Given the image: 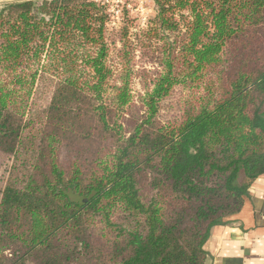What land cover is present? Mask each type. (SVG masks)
I'll use <instances>...</instances> for the list:
<instances>
[{
	"label": "trees",
	"instance_id": "trees-1",
	"mask_svg": "<svg viewBox=\"0 0 264 264\" xmlns=\"http://www.w3.org/2000/svg\"><path fill=\"white\" fill-rule=\"evenodd\" d=\"M155 3L132 36L90 0L0 6V264H204L241 210L264 0Z\"/></svg>",
	"mask_w": 264,
	"mask_h": 264
},
{
	"label": "crops",
	"instance_id": "crops-1",
	"mask_svg": "<svg viewBox=\"0 0 264 264\" xmlns=\"http://www.w3.org/2000/svg\"><path fill=\"white\" fill-rule=\"evenodd\" d=\"M204 249V264H264V169L241 210L211 230Z\"/></svg>",
	"mask_w": 264,
	"mask_h": 264
},
{
	"label": "rangeland",
	"instance_id": "rangeland-1",
	"mask_svg": "<svg viewBox=\"0 0 264 264\" xmlns=\"http://www.w3.org/2000/svg\"><path fill=\"white\" fill-rule=\"evenodd\" d=\"M24 0H0V6L10 2ZM103 9L106 27L110 32H117L122 27L128 29L129 35L147 28L148 21L157 13L155 0H90ZM118 47V45H117ZM138 61V60H137ZM134 90L138 91L135 84ZM6 175L5 168H0V179Z\"/></svg>",
	"mask_w": 264,
	"mask_h": 264
}]
</instances>
